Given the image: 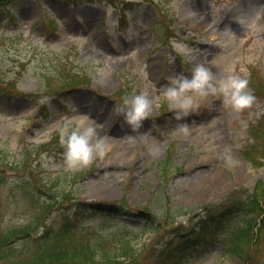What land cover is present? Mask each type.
<instances>
[{
  "label": "rangeland",
  "instance_id": "374dc122",
  "mask_svg": "<svg viewBox=\"0 0 264 264\" xmlns=\"http://www.w3.org/2000/svg\"><path fill=\"white\" fill-rule=\"evenodd\" d=\"M73 71L84 83L63 88ZM5 80L13 92L0 97V158L14 166L26 154L29 169L0 166L2 226L33 221L10 188L38 174L73 196L47 225L56 228L75 201H124L131 243H148L147 262L206 216L203 204L264 179V157L253 166L244 155L264 154L248 132L264 137V0H12L0 6ZM260 196L264 207V186ZM169 205L172 224L136 214L162 222ZM108 218L88 212L82 226L119 227ZM261 237L250 264H264ZM198 260L246 263L219 244Z\"/></svg>",
  "mask_w": 264,
  "mask_h": 264
},
{
  "label": "trees",
  "instance_id": "16d2710c",
  "mask_svg": "<svg viewBox=\"0 0 264 264\" xmlns=\"http://www.w3.org/2000/svg\"><path fill=\"white\" fill-rule=\"evenodd\" d=\"M11 1L0 0V6ZM8 11L13 15L9 8ZM47 22L53 23L48 20ZM48 23L45 24L49 30ZM80 77L82 74L79 72H71L63 88L82 85L84 81H80ZM11 85V80L0 82V97L4 94L11 95ZM258 88L264 89V81ZM257 130L256 126L248 128L256 146L255 151L259 153L264 148V137L263 133ZM244 155L253 166L260 165L261 157H264V154L253 155L247 150ZM28 164L29 157L26 154H22L20 161L14 166L4 163L0 158V166L8 168L28 170ZM76 175H73L72 180ZM263 186L264 179L254 184L249 193H246L247 188L236 187L222 202L203 204L201 208L206 216L198 224L185 233L177 234V237L166 242L158 253L153 254L150 261L144 262L140 260V256L145 252L148 243H143L139 250L133 247V226L126 221H116L114 217L125 213L123 211L126 210L120 209L123 208L121 203L124 201L110 206L100 202L75 201L74 210L64 214L60 224L54 228L46 224V217L54 208L72 199L71 190L47 182L42 183L38 174L21 176L11 184L10 192L15 202H26L35 213L32 222L9 226L0 224V264H197L196 260H201L204 251L213 244H219L224 252L238 256L246 262L245 264H250L253 243L260 241L261 228L264 226V207L260 196ZM173 209L171 205L165 207V218L162 222L159 221L162 217L156 214L145 216L151 223L172 224ZM88 212H103L110 216L107 221L115 220L119 227L107 231L97 227H83L81 218ZM113 213L115 214L112 216ZM33 232H36L34 236ZM261 238L264 239V235Z\"/></svg>",
  "mask_w": 264,
  "mask_h": 264
},
{
  "label": "bare ground",
  "instance_id": "6f19581e",
  "mask_svg": "<svg viewBox=\"0 0 264 264\" xmlns=\"http://www.w3.org/2000/svg\"><path fill=\"white\" fill-rule=\"evenodd\" d=\"M86 125H87V123L85 121L83 122L82 119H79L78 126L80 129H83Z\"/></svg>",
  "mask_w": 264,
  "mask_h": 264
}]
</instances>
